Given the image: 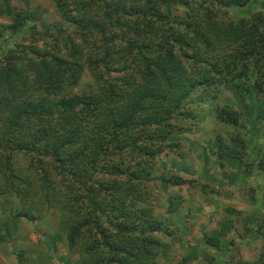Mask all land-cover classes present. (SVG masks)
Returning a JSON list of instances; mask_svg holds the SVG:
<instances>
[{"label": "trees", "instance_id": "obj_1", "mask_svg": "<svg viewBox=\"0 0 264 264\" xmlns=\"http://www.w3.org/2000/svg\"><path fill=\"white\" fill-rule=\"evenodd\" d=\"M50 2L62 21L43 29L38 7L0 3L9 19L0 21L3 221L35 224L36 205L54 208L73 256L61 264H166L170 244L188 241L201 197L222 194L176 167L183 148L168 142L199 135L214 116L236 135L204 138L210 160H235L243 181L232 193L250 205L218 209L177 262L264 264V98L257 117L215 103L226 90L242 101L252 88L264 94V10L254 7L264 0ZM229 7L251 15L233 20ZM65 24L76 33L63 35ZM14 35L31 41H8ZM161 155L172 165L159 171ZM22 252L14 247L8 262L35 264Z\"/></svg>", "mask_w": 264, "mask_h": 264}, {"label": "rangeland", "instance_id": "obj_2", "mask_svg": "<svg viewBox=\"0 0 264 264\" xmlns=\"http://www.w3.org/2000/svg\"><path fill=\"white\" fill-rule=\"evenodd\" d=\"M9 3L18 9L28 8L29 10H32L35 7H38L41 11L40 15H42V17L40 20H37L36 24L40 29H43L50 22H56L57 20L62 21L60 15L56 12L50 0H9ZM254 7H256L257 10H264L263 5H261V7H258V5ZM249 9L252 8L249 7ZM229 14L232 16V18H234L233 20H237L242 17H249L251 15V12L247 10V7H229ZM0 21L8 22L9 19L1 16ZM62 31H64L63 35L72 36L76 33L73 27L66 24L64 25ZM22 33L25 35L29 34L26 32ZM90 37L91 39L88 42L96 39L93 36ZM8 41L28 44L31 39L26 38L24 40H21L19 38V35H14L12 37H9ZM4 48H6L5 41L1 40L0 38V54L2 53ZM250 92L251 93H249V98H245V100L242 101L236 97L232 90H226L218 95L215 103L220 106L225 105L236 107L239 110L243 109L246 115L257 117L259 113H261L260 101L262 98H264V94L263 92L257 91L255 88H252ZM238 101H240V104ZM209 109L214 110L212 105H210ZM212 118L213 119L207 126V128L201 127L198 130L199 135L191 136L184 133L185 135H183L185 138L174 137L173 140L168 142L170 144L179 143L183 148V156H178L176 159H174L176 167L185 165L188 166V170L191 173L196 172L194 174V177L198 179V183H204L207 185L210 184L213 188L221 191L222 194L214 192L212 197L206 199L204 197H201L205 204H203L202 207L200 206L201 211H197L198 214L197 216H195V222L194 224H192L191 230L185 232L186 237L184 239H187L188 241L179 242L178 245L174 246L173 243L170 244V248L172 249L170 251L172 252V254L170 253V255H168V252L166 253V256L168 255V258H166L165 260L166 264H178L177 257L179 256V254L185 252L191 254L194 245H197L198 247L200 246L201 239L195 234V232L198 230H206L207 228L214 225L218 209L225 205H233L235 207L250 205L241 202L240 197L237 195L238 191L236 193H232V189L237 190V185L243 181V173L239 171L235 160H222V164L218 162L215 163L210 160L213 155L211 154V151H209L210 146L208 141L204 138L208 137L216 139L219 136L223 139V141L228 143L231 141L229 139L230 135H236L235 127L220 121L214 116H212ZM175 134L178 133L176 132ZM224 137H228V139L225 140ZM247 146L248 144L246 145L245 149L247 151V157L245 158L246 162H253L255 164L258 156L257 154H251L252 148L250 146ZM207 152L209 153L207 154ZM161 156L163 157H161L160 162H162L163 164H159V171L167 166L169 167L170 165H172V162L169 158H167L166 155ZM230 161L231 164L229 163ZM219 165L222 166L220 167ZM259 179H262V176H260ZM19 183L21 184L22 182ZM190 184L193 186L192 188H194L193 184L195 183ZM188 186L190 185L188 184ZM35 191L38 194L44 193V189L40 186V184L36 185ZM182 192L191 197L190 194L185 191V189L182 190ZM160 193H162L161 190L157 195L160 196ZM257 204L258 206L260 205L259 207H261L260 201H256V205ZM9 205L10 204L7 203L5 209H8ZM36 206L38 208V212L36 214L41 217V220H36L35 224H32V222L24 220L23 218L20 219L19 217L8 221H3V218L0 217V222L4 224L2 229H0L2 231L0 232V264H10L8 262V258L10 255L9 252L19 244L22 245V253L26 255L28 262L31 263L49 264L48 261H51V263L53 264H61L65 260L68 261V258H70V260L73 259V256L69 255V252H67V245L61 235L62 232L58 225V214L56 210L51 207H48V209H46L42 205ZM42 229L43 231L46 230V234L43 236L42 240H39V237L42 235ZM17 236H20L21 238H18Z\"/></svg>", "mask_w": 264, "mask_h": 264}, {"label": "crops", "instance_id": "obj_3", "mask_svg": "<svg viewBox=\"0 0 264 264\" xmlns=\"http://www.w3.org/2000/svg\"><path fill=\"white\" fill-rule=\"evenodd\" d=\"M191 164V163H190ZM190 164H189V167H190ZM181 169H183L186 173H188V174H192L189 170H188V166H181L180 167Z\"/></svg>", "mask_w": 264, "mask_h": 264}]
</instances>
